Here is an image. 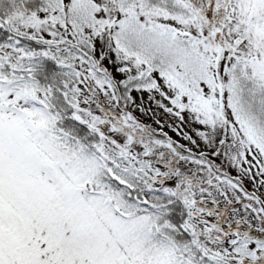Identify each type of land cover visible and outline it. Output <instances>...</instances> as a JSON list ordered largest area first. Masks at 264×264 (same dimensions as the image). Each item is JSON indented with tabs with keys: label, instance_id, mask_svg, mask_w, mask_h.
Instances as JSON below:
<instances>
[{
	"label": "snow or ice",
	"instance_id": "6c2138e0",
	"mask_svg": "<svg viewBox=\"0 0 264 264\" xmlns=\"http://www.w3.org/2000/svg\"><path fill=\"white\" fill-rule=\"evenodd\" d=\"M0 264H264V0H0Z\"/></svg>",
	"mask_w": 264,
	"mask_h": 264
}]
</instances>
